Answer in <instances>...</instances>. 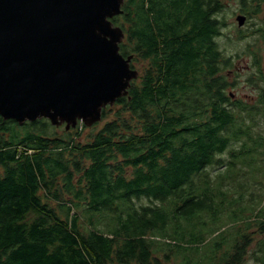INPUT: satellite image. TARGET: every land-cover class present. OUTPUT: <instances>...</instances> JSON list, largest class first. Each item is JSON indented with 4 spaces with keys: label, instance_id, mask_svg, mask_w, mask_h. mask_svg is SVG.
Here are the masks:
<instances>
[{
    "label": "trees",
    "instance_id": "trees-1",
    "mask_svg": "<svg viewBox=\"0 0 264 264\" xmlns=\"http://www.w3.org/2000/svg\"><path fill=\"white\" fill-rule=\"evenodd\" d=\"M221 8L124 0L139 74L99 129L0 118V264H264V102L230 101Z\"/></svg>",
    "mask_w": 264,
    "mask_h": 264
},
{
    "label": "water",
    "instance_id": "water-1",
    "mask_svg": "<svg viewBox=\"0 0 264 264\" xmlns=\"http://www.w3.org/2000/svg\"><path fill=\"white\" fill-rule=\"evenodd\" d=\"M124 0H0V118L90 128L138 71L112 19ZM237 26L244 18H236Z\"/></svg>",
    "mask_w": 264,
    "mask_h": 264
},
{
    "label": "rangeland",
    "instance_id": "rangeland-1",
    "mask_svg": "<svg viewBox=\"0 0 264 264\" xmlns=\"http://www.w3.org/2000/svg\"><path fill=\"white\" fill-rule=\"evenodd\" d=\"M219 1L222 4L218 16L221 26L220 37L216 39V42L224 56L230 59L229 68L225 69L222 73L227 77L229 82L233 83V86L227 91L228 93L231 92L234 94L233 98L236 102H242L243 105L248 107L260 109L262 100L259 98V92L264 87V84L261 79H256L258 76H260V78H263L262 76H264V21L252 18L241 28V31H238L235 22L236 12L239 7L238 0ZM263 14H261V17L264 16ZM252 52L255 53L257 60H259L260 70H262L261 73L257 72ZM133 67L137 69L139 65L133 64ZM250 80H252L251 83H249ZM235 101L232 102L235 103ZM241 115L244 117L246 116L245 113H242ZM109 119L110 115L107 117V120ZM254 120L259 121L258 127H255V129L260 131L263 124L259 115H257ZM104 122L105 121H101L100 124L96 126V129H99ZM63 127L64 126H60L58 128V133L63 130ZM88 129L89 128L83 132V135L89 131ZM221 158L226 161L229 160L228 153L223 154ZM258 165L259 164H257V166ZM255 169L256 173L254 177L258 180L259 174L256 165ZM245 170L246 169H244V171ZM212 175L214 174H211V176ZM261 180L264 183V178ZM253 191L254 189L251 188L248 193H253ZM255 192L257 194L261 193L259 190H255Z\"/></svg>",
    "mask_w": 264,
    "mask_h": 264
},
{
    "label": "flooded vegetation",
    "instance_id": "flooded-vegetation-1",
    "mask_svg": "<svg viewBox=\"0 0 264 264\" xmlns=\"http://www.w3.org/2000/svg\"><path fill=\"white\" fill-rule=\"evenodd\" d=\"M238 3H239V7H238L237 12H236L235 22H236V18L238 16H241L244 18V24L241 27L237 26L238 31H241V28L245 24H247L252 18L264 21V16L261 17V14H263V12H264V0H238ZM218 16H219V12L215 13L214 18L220 23ZM236 24H237V22H236ZM263 39H264V36H263ZM252 54H253V60H254V64L256 66L257 72L261 73L262 70H260L259 60H257V56L255 55L254 52H252ZM262 77L263 78H260V76H258V78L256 80L261 79L263 81V84H264V76H262ZM227 81H228V79H227ZM251 82H252V80L249 81V83H251ZM228 84H229V87H228V90H229V88L233 86V83L228 81ZM227 94H228L231 102L235 101V99L233 98L234 94H232L231 92L228 93V91H227ZM259 95H260L259 98L262 100V102H264V87L260 90Z\"/></svg>",
    "mask_w": 264,
    "mask_h": 264
}]
</instances>
